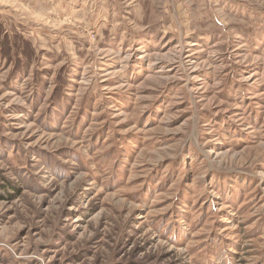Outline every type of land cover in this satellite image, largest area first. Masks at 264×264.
I'll return each mask as SVG.
<instances>
[{"label":"rangeland","instance_id":"374dc122","mask_svg":"<svg viewBox=\"0 0 264 264\" xmlns=\"http://www.w3.org/2000/svg\"><path fill=\"white\" fill-rule=\"evenodd\" d=\"M0 264H264V0H0Z\"/></svg>","mask_w":264,"mask_h":264}]
</instances>
